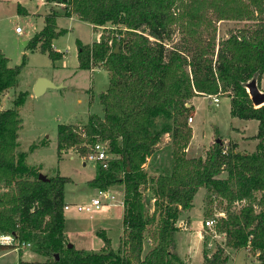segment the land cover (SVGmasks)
Wrapping results in <instances>:
<instances>
[{"label": "trees", "instance_id": "16d2710c", "mask_svg": "<svg viewBox=\"0 0 264 264\" xmlns=\"http://www.w3.org/2000/svg\"><path fill=\"white\" fill-rule=\"evenodd\" d=\"M43 2L49 10L28 42L30 52L45 53L52 61L62 58L53 49L66 32L57 26L58 17L74 16L94 31L101 29L91 44L76 40V48L78 69L107 72L108 86L99 95L103 116L58 125L57 149L84 157L104 144L107 167L96 163L87 186L98 191L122 187V238L116 251L104 232H98L103 242L98 252L68 247L63 207L71 179L57 174L41 180L40 168L26 165V153L17 152L18 108L26 99L21 93L12 108L0 109V234L31 243L44 260L26 261L19 254L18 264H183L173 252L177 223L200 188L208 198H218L223 216L215 227L226 245L249 249L264 264V105L255 108L242 87L256 75L264 91V0ZM57 5L63 9L56 10ZM222 23L241 25L217 39ZM8 61L0 51V94L16 86L25 65L24 59L15 67ZM215 94L229 98L231 118L257 122L256 133L248 137L256 141L253 152L216 139L204 157L187 156L190 101ZM165 135L171 169L152 175L145 164ZM242 201V207L232 209ZM149 231L154 246L143 253ZM10 248L0 246V251ZM217 252L208 259L203 251L204 264H219L222 250Z\"/></svg>", "mask_w": 264, "mask_h": 264}, {"label": "rangeland", "instance_id": "374dc122", "mask_svg": "<svg viewBox=\"0 0 264 264\" xmlns=\"http://www.w3.org/2000/svg\"><path fill=\"white\" fill-rule=\"evenodd\" d=\"M42 2L43 0H0V51L9 60L10 67L20 66L23 59L25 62L16 86L0 94V109L12 108L13 100L19 94L26 95L24 103L18 108L21 124L17 152H25L26 165L39 167V173L45 177L59 174L71 179L64 187V203H86L94 197L102 200L106 194L114 197L92 214L65 211L62 232L66 242L78 250L98 252L103 246L98 232H104L110 239L111 248L116 251L122 238V187L117 185L105 192L91 189L87 182L95 176L96 164L85 162L84 157L73 152L59 154L57 149L58 125H80L86 123L89 116H103L99 95L108 86L107 72L103 68L78 69L76 48V40L83 44H91L98 39L101 29L94 31L91 24L74 16L58 17L57 26L66 32L53 42V46L55 51L63 53L62 58L52 61L45 53L30 52L26 50L29 40L43 27V17L39 15L49 10V6L44 7ZM19 7L22 8L20 9L22 14L18 12ZM54 8L61 11L63 6L57 5ZM239 25L241 24H220L217 39ZM16 27L21 28V34L15 33ZM39 78L50 80L57 88H48L40 96H35L33 85ZM190 105L193 122L190 124L192 137L186 150L188 157H204L216 139L221 140L224 145L229 141L239 143L237 150L240 152L254 151L256 141L248 137L256 133L257 122L231 118L228 97L220 95L219 103L214 105L210 97L196 96L191 99ZM169 143L170 139L165 135L157 147V152L146 161L147 172H151L152 175H156L159 170L170 172L172 150L166 148ZM32 145L35 148L30 150ZM208 196L207 190L200 188L194 196L192 208L178 221L179 231L175 234L173 252L183 264H204L202 252L204 251L208 259H211L218 249L222 250V260L219 264H259L253 251L226 245L224 235L218 233L215 227L218 219L223 216L218 198ZM244 204V201L235 203L232 209L237 211ZM187 214L191 220L192 230L189 228L185 230L180 226L181 221L186 223L188 220ZM205 220H213L214 223L209 227L201 226L200 229ZM196 229H200L198 231L202 233L200 240L198 242L194 238L190 241V245L193 246H190L192 252L183 255L181 248L183 250L186 247L179 244L177 248L178 238V242H181L178 233L195 237ZM29 244L28 248L13 247L0 251V264H18L19 254L26 261L44 260L43 256L34 251L33 245ZM153 246L152 231H149L146 233L143 253Z\"/></svg>", "mask_w": 264, "mask_h": 264}, {"label": "built area", "instance_id": "2783aa9c", "mask_svg": "<svg viewBox=\"0 0 264 264\" xmlns=\"http://www.w3.org/2000/svg\"><path fill=\"white\" fill-rule=\"evenodd\" d=\"M16 34H21L22 30L19 27H16L14 29ZM206 97H210L212 103L214 105H217L219 103V97L220 94H215L212 96H206ZM192 122V117H189L187 119V123H191ZM106 147L104 146V144H96L94 146L93 152L84 156V160L85 162H93V163H99L102 168H106L107 167V160L109 159V156L106 153ZM100 192H105V191H100ZM114 197L112 195H104L103 199L100 200L98 198H91L88 202L86 203H72V204H65L63 207V213L65 211L70 212V211H75L77 213H84V214H92L95 211L99 210L101 207H103L108 200H113ZM214 221L213 220H205L204 221V226L209 227L211 225H213ZM0 246H12L15 248H28L30 247L29 243H24V242H20L19 240H17L16 238H14L12 235L10 234H0Z\"/></svg>", "mask_w": 264, "mask_h": 264}, {"label": "water", "instance_id": "95a60500", "mask_svg": "<svg viewBox=\"0 0 264 264\" xmlns=\"http://www.w3.org/2000/svg\"><path fill=\"white\" fill-rule=\"evenodd\" d=\"M117 51V48H115V52ZM242 87L245 88L246 93L252 103V105L255 108L261 107L264 105V91L258 86L257 83V76L254 75L249 81L242 83ZM48 88H57L50 82V80L45 78H39L36 80L35 84L33 85V93L35 96H40L43 94ZM189 107V105H186ZM220 140L217 139L216 142H219ZM38 178L41 180H47V178L39 174ZM72 245L68 244V247L70 248Z\"/></svg>", "mask_w": 264, "mask_h": 264}, {"label": "crops", "instance_id": "0c3cea01", "mask_svg": "<svg viewBox=\"0 0 264 264\" xmlns=\"http://www.w3.org/2000/svg\"><path fill=\"white\" fill-rule=\"evenodd\" d=\"M42 3H44V2H42ZM44 7H46V8H48V6H45L44 5ZM37 12H31V14H36ZM30 13H28V15H29ZM39 14V13H38ZM42 15V17L45 15V13L44 14H40L39 16H41ZM222 24H225V23H222ZM53 49L54 50H56L55 49V47L53 46ZM192 122H193V120H192ZM191 122V123H192ZM191 123H189L188 125L190 126V124ZM239 144V143H238ZM149 173H151V172H149ZM121 201H122V199H121ZM65 204H70V203H65ZM121 209H122V215H123V207H122V203H121ZM187 213V212H186ZM187 216H188V220L186 221V223H184L183 221H181V224H180V226H182V227H184V229L186 230L187 228H189V230H192L191 228H190V226H191V220H190V217H189V215L187 214ZM121 220H122V218H121ZM203 223H204V221L202 222V224L200 225V229H201V226H204L203 225ZM200 229H198V230H200ZM197 229H196V231H195V237H193V236H191L190 237V235H186V234H184V233H178V235H180V237H181V242H178L179 241V238H178V240L176 241L177 243V248H178V245L180 244L181 245V247H186V249L184 248L183 250H182V248H181V253L183 254V255H185L186 253H189V252H192V249H191V247L190 246H192V245H190V241H192L194 238H196L197 240H198V242H199V240H200V237H201V235H202V233H200V231H198ZM191 234H193V233H191ZM197 244V243H196ZM199 244V246H200V243H198ZM193 247V246H192ZM176 248V249H177ZM201 251V249L199 248V252ZM200 255H201V252H200Z\"/></svg>", "mask_w": 264, "mask_h": 264}]
</instances>
